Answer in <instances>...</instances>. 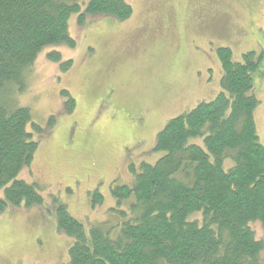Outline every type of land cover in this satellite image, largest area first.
<instances>
[{"label":"rangeland","instance_id":"rangeland-1","mask_svg":"<svg viewBox=\"0 0 264 264\" xmlns=\"http://www.w3.org/2000/svg\"><path fill=\"white\" fill-rule=\"evenodd\" d=\"M76 1L83 10L89 0ZM124 1L132 14L121 22L88 16L80 25L78 14H71L68 34L75 46L44 47L18 80L0 89V103L28 108L41 129L27 125L38 148L16 179L37 184L44 200L0 213V264H68L71 239L57 231V203L86 233L94 224L118 221L128 208L116 204L110 188L131 185L143 163L163 155L154 151L155 137L169 119L220 92L218 47H228L234 62L248 51L259 57L253 118L264 146V0ZM51 52L70 67L50 61ZM94 190L102 196L95 207ZM249 226L264 241V224ZM258 260L264 264V249Z\"/></svg>","mask_w":264,"mask_h":264},{"label":"trees","instance_id":"trees-1","mask_svg":"<svg viewBox=\"0 0 264 264\" xmlns=\"http://www.w3.org/2000/svg\"><path fill=\"white\" fill-rule=\"evenodd\" d=\"M73 13L81 25L88 16L125 21L132 8L124 0H89L83 10L76 0H0V89L18 80L44 47L75 46L68 34ZM216 55L220 92L169 119L155 137L154 151L163 155L143 163L131 185L110 188L116 204L128 208L118 221L94 224L86 233L64 204L55 205L57 231L71 239L68 264H262L264 241L249 226L264 224V146L253 118L259 57L248 51L234 62L228 47ZM48 59L61 63L58 52ZM70 65L60 64L62 70ZM29 123L41 133L28 108L0 103V213L8 205L44 202L37 184L16 179L38 148ZM91 198L93 207L102 202L97 190Z\"/></svg>","mask_w":264,"mask_h":264},{"label":"crops","instance_id":"crops-1","mask_svg":"<svg viewBox=\"0 0 264 264\" xmlns=\"http://www.w3.org/2000/svg\"><path fill=\"white\" fill-rule=\"evenodd\" d=\"M120 22H121V21H120ZM132 37H133V36H132ZM132 41H133V40H132ZM132 41H131V42H132ZM131 42H130V43H131ZM129 45H130V44H129Z\"/></svg>","mask_w":264,"mask_h":264}]
</instances>
